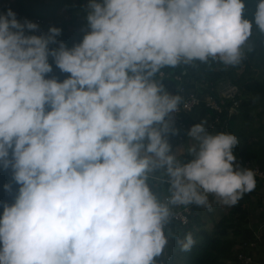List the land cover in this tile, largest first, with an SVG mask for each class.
Returning <instances> with one entry per match:
<instances>
[{
    "label": "clouds",
    "instance_id": "9594fccd",
    "mask_svg": "<svg viewBox=\"0 0 264 264\" xmlns=\"http://www.w3.org/2000/svg\"><path fill=\"white\" fill-rule=\"evenodd\" d=\"M88 8L91 31L71 48H50L58 27L27 35L37 23L0 13V164L20 185L0 219V264H157L173 207L211 211L210 194L234 206L256 187L255 172L236 162L238 137L210 134L203 122L188 132L192 159H177L168 135L178 132L170 114L181 97L155 79L168 66L180 80L181 62L238 64L252 31L243 0H90ZM254 21L264 32V0ZM50 56L70 74L62 82L46 78ZM150 178L167 183L163 201ZM178 243L190 251L193 234Z\"/></svg>",
    "mask_w": 264,
    "mask_h": 264
},
{
    "label": "trees",
    "instance_id": "16d2710c",
    "mask_svg": "<svg viewBox=\"0 0 264 264\" xmlns=\"http://www.w3.org/2000/svg\"><path fill=\"white\" fill-rule=\"evenodd\" d=\"M89 2L90 0H0V13H6L11 8L21 22L26 19L33 21V18L39 15L42 22L41 32L37 35L47 34L52 26L58 27L62 30L61 34L57 37V44L50 45V48L58 47L60 41L71 48L82 42L85 34L91 31L87 21ZM243 2L244 18L252 21V31L242 47V59L238 64L225 65L218 57L215 59L209 57L207 62L199 60L191 63L181 62L175 66L178 69L174 68L181 76L180 80L172 79L173 74L169 72L168 66L159 71L164 74L163 78L158 79V72L155 79L162 84L170 80L166 90L178 94L181 100L186 92L196 90L202 98L206 94H212L223 105L221 112H218L201 100L189 110L183 118L186 127L179 128L173 125L178 132L168 135L172 151L179 134H182L180 141L186 144L189 140L193 142L194 140L188 136L193 125L202 122L206 125L216 114L225 115L227 111L225 106H231L234 100H238V104L233 107L227 119L226 128L221 127L222 121L209 133L235 134L239 141L233 149L236 162L240 166H257L264 174V32L259 30L254 21L260 0ZM26 34L31 35V31L26 29ZM49 63L52 64L53 71L47 74L46 78H56L62 82L70 76L56 67L51 56ZM226 81L235 87V92L231 96L219 90V85ZM179 82L181 89L178 87ZM189 148L186 146L182 152L177 153V159L182 162L191 160ZM256 181L264 188V179L256 177ZM149 184L156 193V188L150 180ZM5 185H11V189H7ZM19 188L20 185L13 178L12 168L5 169L0 164V219L3 217L5 204L10 206L15 202ZM165 191L163 194L168 193V189L165 188ZM253 192L245 193L236 205L221 210L219 217L209 222V226L203 219L201 207L195 204L187 224L181 225L170 220L165 226L168 242L163 255L157 258V264H243L237 258V253L239 250L246 251L255 233L249 225L251 197L256 195ZM189 232L193 234L195 244L190 251L185 252L181 250L178 241L183 240Z\"/></svg>",
    "mask_w": 264,
    "mask_h": 264
},
{
    "label": "built area",
    "instance_id": "2783aa9c",
    "mask_svg": "<svg viewBox=\"0 0 264 264\" xmlns=\"http://www.w3.org/2000/svg\"><path fill=\"white\" fill-rule=\"evenodd\" d=\"M38 24V29L35 31H31V35H37L41 32V25L40 23L42 22V17L41 16H35L33 18V21ZM160 75H162V72H159ZM175 77L177 79H179L180 77L178 75H175ZM228 83V82H226ZM224 84V83H223ZM230 86H232L233 91L231 93H229V91L226 94L225 92H222L227 95V96H231L233 95V93L235 92V87L233 85H231L230 83H228ZM228 86V87H230ZM227 87V88H228ZM226 88V89H227ZM179 89H181V86L179 85ZM231 91V90H230ZM170 94L172 95H176L173 92H171ZM201 100H204L206 105L210 108L216 109L218 112H221L223 105H221V103L212 95V94H206L204 96V98H202L199 93L196 90H190L188 92H186L182 98V100L180 101L179 107H178V112H174L171 115V118L174 120V125L178 126L179 128H185V123L183 121V118L186 114H188L189 110H191L196 104H198ZM238 104L237 100L233 101V105L231 106H225V108L227 107V111H225V115H218L216 114L213 119L207 123L205 125L206 129L208 132H211L215 125L217 123H221L223 121V124L221 125V127L226 128V123H227V119L230 117L231 112H232V108L235 107ZM179 139L182 138V135L179 134L178 136ZM243 168H250L255 172V176L259 179H264V174L263 172L257 167V166H241ZM156 176H160L157 173L155 174ZM170 193H165L162 194V196L160 197V199L163 201L167 196H169ZM194 204L193 205H189V206H176L172 208V211L174 213L173 217L171 220L177 221L179 222L181 225H185L188 223L189 219H190V214L192 213ZM258 241L264 242V234L255 232L254 233V237L253 239H251L248 243L249 246H253L255 245ZM0 249H2V245H0ZM237 258L240 260L241 263L243 264H247L250 263L252 261V257L249 253H247L246 251L243 250H239L237 253Z\"/></svg>",
    "mask_w": 264,
    "mask_h": 264
},
{
    "label": "crops",
    "instance_id": "0c3cea01",
    "mask_svg": "<svg viewBox=\"0 0 264 264\" xmlns=\"http://www.w3.org/2000/svg\"><path fill=\"white\" fill-rule=\"evenodd\" d=\"M193 145L194 141L192 142L189 140L187 146L192 147ZM185 147L176 148L174 146L173 152L176 154L182 152ZM158 175H161V173ZM150 181L151 184L156 188V194L160 198L162 194L166 192L164 188L168 187L167 183L158 182L157 180H153L151 178ZM253 191V193L256 195H252L251 197L252 202L250 203L249 225L253 232L264 234V188L261 186V184H257L256 181V187ZM246 251L252 257L250 264H264V242L258 241L255 245L247 247Z\"/></svg>",
    "mask_w": 264,
    "mask_h": 264
},
{
    "label": "rangeland",
    "instance_id": "374dc122",
    "mask_svg": "<svg viewBox=\"0 0 264 264\" xmlns=\"http://www.w3.org/2000/svg\"><path fill=\"white\" fill-rule=\"evenodd\" d=\"M176 69H178V68H176ZM223 83L219 85L220 90L222 92H225L226 94L231 93L233 91L232 86H230L228 83H225V82H223ZM228 86H230V87H228ZM228 91H229V93H227ZM232 110H233V108H232ZM185 146H187L186 143H184V142H182V141H180L178 139L175 140V147L176 148L177 147L183 148ZM165 188L168 189V187H165ZM209 201L212 203V210L211 211H209L207 208L201 207V214L204 217L203 219L207 221V226H209V222H212L214 219H217V217H219V214H220L221 210H226L227 208L230 207V206H224V205H221V204L217 203L215 201V197L213 195H211V194L209 195Z\"/></svg>",
    "mask_w": 264,
    "mask_h": 264
}]
</instances>
